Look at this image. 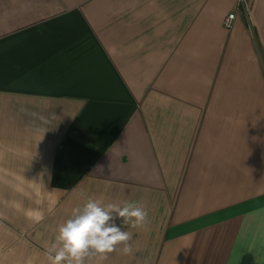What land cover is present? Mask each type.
<instances>
[{
  "label": "crops",
  "instance_id": "obj_1",
  "mask_svg": "<svg viewBox=\"0 0 264 264\" xmlns=\"http://www.w3.org/2000/svg\"><path fill=\"white\" fill-rule=\"evenodd\" d=\"M90 198L148 212L100 264H264V0H0V264Z\"/></svg>",
  "mask_w": 264,
  "mask_h": 264
},
{
  "label": "clouds",
  "instance_id": "obj_2",
  "mask_svg": "<svg viewBox=\"0 0 264 264\" xmlns=\"http://www.w3.org/2000/svg\"><path fill=\"white\" fill-rule=\"evenodd\" d=\"M117 219L122 225H117ZM147 223L148 212L139 202L104 204L90 198L58 225L55 240L47 250L48 264H86L94 257L100 264L115 251L130 254L133 233L123 226L143 228Z\"/></svg>",
  "mask_w": 264,
  "mask_h": 264
},
{
  "label": "built area",
  "instance_id": "obj_3",
  "mask_svg": "<svg viewBox=\"0 0 264 264\" xmlns=\"http://www.w3.org/2000/svg\"><path fill=\"white\" fill-rule=\"evenodd\" d=\"M249 1L250 0H237V9L241 11L243 14H246L248 12L249 8ZM235 18V14L231 13L229 14L224 20H223V27L225 29H229L231 27V24Z\"/></svg>",
  "mask_w": 264,
  "mask_h": 264
}]
</instances>
